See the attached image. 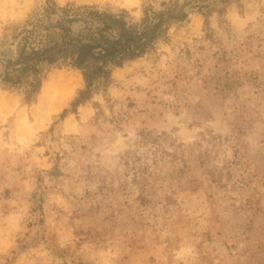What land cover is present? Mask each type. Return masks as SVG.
<instances>
[{"label":"rangeland","instance_id":"rangeland-1","mask_svg":"<svg viewBox=\"0 0 264 264\" xmlns=\"http://www.w3.org/2000/svg\"><path fill=\"white\" fill-rule=\"evenodd\" d=\"M49 1L162 0H0V264H264V0L204 2L76 108L72 66L2 81Z\"/></svg>","mask_w":264,"mask_h":264},{"label":"trees","instance_id":"trees-1","mask_svg":"<svg viewBox=\"0 0 264 264\" xmlns=\"http://www.w3.org/2000/svg\"><path fill=\"white\" fill-rule=\"evenodd\" d=\"M206 1L162 0L159 7L145 8L140 20H133L127 10L49 1L16 35V55L6 61L2 81L23 86L30 99L51 68L72 66L81 70L86 82L72 104L76 108L92 97L94 80L109 78L113 68L144 56L191 10H210Z\"/></svg>","mask_w":264,"mask_h":264},{"label":"bare ground","instance_id":"bare-ground-1","mask_svg":"<svg viewBox=\"0 0 264 264\" xmlns=\"http://www.w3.org/2000/svg\"><path fill=\"white\" fill-rule=\"evenodd\" d=\"M128 3H131V0H128ZM81 75V74H80ZM68 84V83H67ZM72 89V88H71ZM67 92V91H66Z\"/></svg>","mask_w":264,"mask_h":264}]
</instances>
